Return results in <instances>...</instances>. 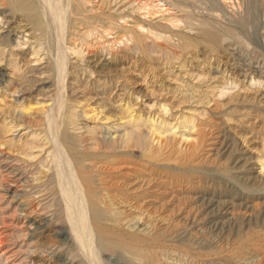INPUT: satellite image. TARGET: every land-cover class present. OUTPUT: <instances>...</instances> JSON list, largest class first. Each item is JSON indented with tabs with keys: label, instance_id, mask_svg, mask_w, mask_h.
Listing matches in <instances>:
<instances>
[{
	"label": "rangeland",
	"instance_id": "1",
	"mask_svg": "<svg viewBox=\"0 0 264 264\" xmlns=\"http://www.w3.org/2000/svg\"><path fill=\"white\" fill-rule=\"evenodd\" d=\"M139 1L119 0L105 10L116 18L132 16L130 5L150 13L133 15L145 33L134 24L133 35L127 32L132 23H123L122 34L140 40L139 50L124 42L111 54L79 52L70 57L61 87L45 40L32 34L29 46L19 47L12 40L22 44L26 37L0 27V150L21 160L39 157L51 166L41 152L47 119L64 89L72 136L101 146L103 153L119 147L120 163L85 161L98 197L105 199V187L118 196L110 215L98 222L129 246L98 248L103 264H264V0H166L218 29L213 42L183 40L184 50L172 42L178 39L173 33H187L170 25L173 15L162 3ZM206 8L212 12L206 14ZM85 9L100 12L98 6ZM225 31L243 42L236 54L229 49L231 40L224 41ZM131 159L136 178L129 176ZM97 177H108L114 186ZM9 195L0 203L5 209L0 221L14 219V210L6 208L16 199ZM146 202L149 207H142ZM42 220L47 228L29 231L26 225L24 238L14 240L23 247L19 258L28 257V264L89 263L74 244L70 221L49 214ZM51 237L59 251H53Z\"/></svg>",
	"mask_w": 264,
	"mask_h": 264
},
{
	"label": "bare ground",
	"instance_id": "2",
	"mask_svg": "<svg viewBox=\"0 0 264 264\" xmlns=\"http://www.w3.org/2000/svg\"><path fill=\"white\" fill-rule=\"evenodd\" d=\"M195 1L199 4L200 2L202 3V0ZM133 2H137V4L140 3L139 0H133ZM158 2L162 3L161 6L164 8L163 11L168 12L169 15H173V17L169 19L170 25L178 28V30L182 28L183 31L187 33V36L173 33L178 39L172 40V42L177 41V47L181 50L186 47L185 43H182L185 39L189 40V43L191 41H197V39L209 37V42H213L219 35L216 32L218 31L216 25L211 26V22L210 24L206 23L202 18L203 21L199 20V17H195L197 12L193 14V12L190 11L192 9L189 10L187 8L188 10H186L174 1L158 0ZM117 3H119V0H0V27L8 28V34L18 30L26 37V40L22 44L18 43L17 39L12 40V42L17 43L18 45H16L19 47H21V45L29 46L28 42L34 39L32 38V34H37L38 38L40 37L43 41L45 40L43 43L48 45L49 57L52 58V62L55 64L56 71L59 75L58 82L60 85H58L61 87L63 84L66 85L65 82L69 75L71 66L70 57L77 55L79 52L80 54L86 52L88 55L96 51L111 54L115 48L117 49V47L122 46L124 42L130 46L132 51L139 50L138 47L141 41L136 40V38L131 35H134L136 32L134 26L139 25L136 24L137 20L133 15H135V13L142 14L146 9L130 5L132 16L124 14L116 18L113 16L114 14L111 15L106 13L105 10H108L110 6ZM86 6H98L100 12L87 11V9H85ZM203 10L206 14L212 12L209 8ZM144 14L149 15L150 13ZM123 23H132L129 25L133 30L127 31L131 33L129 34L131 36L122 34L124 31ZM125 27L127 26L125 25ZM136 27H138L142 33L146 32L144 27L140 25ZM73 29H77V32L75 33ZM84 31L86 32L83 34ZM188 33H190L189 36ZM147 34H150V31H147ZM223 34L225 42L231 40L230 42L232 43L229 45V49L236 54L237 49L239 50V47H242L241 43L243 42H240L239 36H234L230 31H225ZM23 36L20 37V39L23 38ZM72 36L76 39L74 43L69 42V38ZM105 37H108L107 40H109V42L103 41ZM33 42L35 41L33 40ZM145 47L148 48L150 45L147 44ZM59 93L61 101L53 108L47 119V131L45 134L47 138H45L46 143L43 145L44 147H42L41 152L42 155H46L50 158L51 164L49 165L51 166H46L45 162L39 157H35L33 161L21 160L13 155L4 154V152L0 150V203L5 199L6 195L11 193H13L16 200L24 199L23 203L18 206L12 203L16 202V200L8 204L6 210H14L13 213L15 214H13L14 219H12V221H4L3 219L0 221V246H7L5 247L7 249L0 254V264H28V257L23 259L19 258L23 247H18L19 245L14 240L22 236L24 238L26 232L23 228L26 225H30L28 226L29 231L45 228L47 225L45 227L43 226L42 217L48 214L52 218H64L71 222L70 235L75 238L74 244H76L79 250L84 254L85 258L88 259L84 258L89 261L90 264H103L100 260L98 248L101 251L110 246L124 249H128L129 247L125 241L118 239V234L115 230L105 228L106 226L103 227L98 222L101 217L105 218L110 215L112 212L110 207L115 205L113 202L118 196L110 195L111 193L108 192V187H105L103 193L105 199H107L106 203L105 199L99 198L98 190L94 183V175L89 172V168L91 167L85 165L88 163L85 161L91 160L92 158L96 160L100 158L98 160L105 163V166L109 165L111 162L120 163L116 160V157H120L119 153L116 152L119 147L114 146L115 148H112V151L103 153L101 152V149H103L101 146L94 148L96 146L95 143H88L85 145L83 144L84 142H80V140L77 141L78 139L74 138L68 129L69 117L65 108L66 91L63 89V91L60 90ZM20 114L25 115L23 112H20ZM79 139H81V137ZM112 141L117 140L113 138ZM77 142H80V144ZM48 144L50 147H48ZM90 149L93 151L88 153ZM111 159L113 161H110ZM126 164H128L130 166L129 168L132 170L129 176L136 178V169H134L135 166H132L135 164L134 160L131 159L126 161ZM95 179L102 183L103 181L111 183L110 186H114V183H112L113 181L109 180L108 177L102 179L97 177ZM115 185L117 186L118 183H115ZM14 188L16 189L14 190ZM134 196L135 199H133V201H138L140 197L136 196V194ZM109 197L114 199L109 200ZM143 199L146 200V198ZM148 202L144 203L142 207L148 208ZM115 208L119 211L118 205H116ZM1 210L4 211L5 209L0 206V211ZM15 218L19 221L16 222ZM31 218L33 219L31 220ZM20 220H27L29 223L26 224L27 222L25 221L24 223H20ZM59 223L61 222L59 221ZM49 228H51V225ZM79 228H83L84 232L81 233ZM12 231L20 235L16 236ZM63 231L53 230V233L63 236ZM116 239L120 241L118 243L114 242ZM48 242L52 245L53 251L54 249L58 251L61 249L58 247L59 245L52 240V237ZM12 246L16 247L11 248ZM3 257H6V259H3ZM68 261L69 260H67V262Z\"/></svg>",
	"mask_w": 264,
	"mask_h": 264
}]
</instances>
